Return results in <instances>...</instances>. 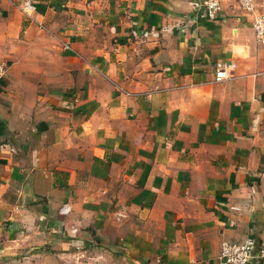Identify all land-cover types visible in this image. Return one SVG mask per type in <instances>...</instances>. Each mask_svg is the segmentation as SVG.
<instances>
[{"label":"crops","instance_id":"crops-1","mask_svg":"<svg viewBox=\"0 0 264 264\" xmlns=\"http://www.w3.org/2000/svg\"><path fill=\"white\" fill-rule=\"evenodd\" d=\"M23 1L0 0V264H219L224 239L264 243L250 15L235 0L213 18L203 0Z\"/></svg>","mask_w":264,"mask_h":264},{"label":"built area","instance_id":"built-area-1","mask_svg":"<svg viewBox=\"0 0 264 264\" xmlns=\"http://www.w3.org/2000/svg\"><path fill=\"white\" fill-rule=\"evenodd\" d=\"M238 8L250 15V22L254 32V38L257 43L264 42V10L259 0H235ZM205 13L208 17L213 18L221 9L222 0H203ZM21 9L30 14L33 5L30 0H24ZM233 63H225L215 68L214 80H220L230 76L228 67ZM8 68V63L0 59V77L4 75ZM70 210L68 203H63L59 207L61 213ZM253 256L264 257V243L257 245L253 236L248 235L243 241L236 242L231 240H222L219 250V264H246Z\"/></svg>","mask_w":264,"mask_h":264}]
</instances>
